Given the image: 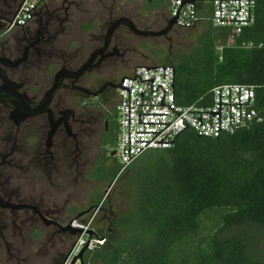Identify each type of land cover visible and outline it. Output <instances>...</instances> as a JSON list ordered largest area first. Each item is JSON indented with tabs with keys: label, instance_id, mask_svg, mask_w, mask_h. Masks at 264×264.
<instances>
[{
	"label": "trees",
	"instance_id": "obj_1",
	"mask_svg": "<svg viewBox=\"0 0 264 264\" xmlns=\"http://www.w3.org/2000/svg\"><path fill=\"white\" fill-rule=\"evenodd\" d=\"M143 1L145 13L165 11L163 22L171 20L170 0ZM197 8L201 31L187 32L194 38L190 51L165 53L146 44L147 55L163 61L152 65L175 67L180 107L208 103L217 86L239 84L256 88L257 109L264 114V0H257L255 24L233 42L229 28L213 25L211 4L203 0ZM16 9L13 4L8 13ZM56 70L51 65L48 79ZM25 77L38 81L36 72ZM115 112L117 131L105 132V153L86 177L99 184L111 170L118 142ZM114 168L112 182L121 175L130 185L129 207L110 218L109 227L94 231L104 243L85 253L84 264H264V124L219 139L187 130L173 147L150 150L125 170L121 164ZM104 199L93 203L92 192L84 205L100 221L110 205Z\"/></svg>",
	"mask_w": 264,
	"mask_h": 264
},
{
	"label": "flooded vegetation",
	"instance_id": "obj_2",
	"mask_svg": "<svg viewBox=\"0 0 264 264\" xmlns=\"http://www.w3.org/2000/svg\"><path fill=\"white\" fill-rule=\"evenodd\" d=\"M22 2L0 0V67L10 80L22 85L21 93L33 102L52 89L59 73L65 77L48 111L19 125L15 119L23 113L0 104V202L7 205L0 203V264H48L45 259L57 244L53 240L76 236L65 232L66 226L71 223L73 227L87 216L93 218V207L81 208L66 191H74L76 198L83 178L92 183L86 177L105 153L102 137L117 131V86L151 57L146 50L148 41L167 40L170 53L174 35L184 30L174 26L165 37H143L122 24L107 42L109 29L122 19L146 32L168 26L170 20L161 28L160 11L145 13L143 0H43L27 26L11 29L14 15L8 10L13 4L18 9ZM130 4L139 5L135 14ZM25 56L19 67L5 66ZM53 64L57 70L48 79ZM30 72L38 74L36 84L27 81ZM93 135L99 139L94 160L89 147Z\"/></svg>",
	"mask_w": 264,
	"mask_h": 264
},
{
	"label": "built area",
	"instance_id": "obj_3",
	"mask_svg": "<svg viewBox=\"0 0 264 264\" xmlns=\"http://www.w3.org/2000/svg\"><path fill=\"white\" fill-rule=\"evenodd\" d=\"M42 1L23 0L9 27L27 26ZM182 2L170 0L171 19L178 16L175 27L192 30L200 20L198 3L183 7L178 14ZM206 2L213 9V25L232 31L231 42L233 37L240 36L255 24L257 0ZM120 84L117 106L119 136L115 150L123 170L150 150L173 147L178 136L187 130L200 137L219 139L233 136L254 124H264V114L257 109L256 88L253 86H217L212 91L210 102L202 100L189 107H180L176 101V70L173 65L139 66ZM73 227L83 229L84 234L89 232V227L78 222H74ZM103 243L104 240L98 241L99 245ZM87 245L89 248L90 244ZM82 246L78 244L76 250L81 251Z\"/></svg>",
	"mask_w": 264,
	"mask_h": 264
},
{
	"label": "rangeland",
	"instance_id": "obj_4",
	"mask_svg": "<svg viewBox=\"0 0 264 264\" xmlns=\"http://www.w3.org/2000/svg\"><path fill=\"white\" fill-rule=\"evenodd\" d=\"M103 1L105 3H108V0H103ZM138 7L139 5L130 4V11L135 14L136 11L138 10ZM162 16L167 17L168 14L165 11H163L162 13L161 12L157 13V17L159 19L160 18L162 19V22L160 24V26H162L161 28H163L164 26ZM151 19L152 21L156 20V18H151ZM188 31L190 30L185 31L186 34L174 35V45L172 47V52L174 51L175 53L185 54L190 51L194 43L193 41L194 38H187ZM192 31L194 32L195 35H197L201 31V29L195 28L192 29ZM133 43L136 44L140 42L138 41L136 42L134 40ZM148 43L160 47L165 53H168L170 50V43L165 39H161L155 42L150 40L148 41ZM148 54L149 56H151L149 57L150 59L142 61L141 65H152L155 63L163 64V61H157L154 57H152V54L150 53ZM88 144L89 143H87V145ZM90 144H89L90 149L93 148V160H94L95 157L98 155V147H99L98 137L93 135V141ZM110 163H111V170L107 172L106 175H104L105 179L102 184H99V182H97L96 180H93L92 183H88L85 180V178H83L81 184L78 186V189L75 190L76 198H74V191L70 189L66 191L67 195H69L70 193L73 195V197H71V201L78 202L76 205L81 206V208H84V204L87 201L88 194L91 191V189L93 190V203H96L97 200L101 198L103 195L105 197L104 201L108 200V204L110 205L107 207L108 211L106 212L107 218L105 221L98 220V215H96L95 213V217L93 215V218L85 219L79 223L81 225L83 224L85 227H89L88 228L89 231L93 230L95 232H98L101 228L109 227L110 226L109 219L114 218L124 208L128 209L129 207L126 196L127 194H129L130 185L127 182V180H123L122 176L119 175L118 178L114 182H112V174L115 171L114 167H117L118 164L120 165L119 159L117 157L111 158ZM50 191H52L51 187H50ZM68 206H72V204L71 205L67 204V207ZM75 237H77V240H74L73 236L71 235H67L63 239V241L54 239L53 241L57 242V244L55 247L50 248L51 251L49 253V257H47L45 261L48 262V264H54L57 262H65L66 264H73L75 258L79 256V254L86 247L87 244H90L87 251L91 250L90 249L91 247H93V250H95L99 246L98 241H102V240L97 241V239L94 236L90 239L88 232L85 234L83 233L82 235H76ZM78 244H83L82 248L80 249L81 251L76 250ZM77 264H80V262L78 261Z\"/></svg>",
	"mask_w": 264,
	"mask_h": 264
},
{
	"label": "water",
	"instance_id": "obj_5",
	"mask_svg": "<svg viewBox=\"0 0 264 264\" xmlns=\"http://www.w3.org/2000/svg\"><path fill=\"white\" fill-rule=\"evenodd\" d=\"M203 0H183L182 5L179 8L178 14L180 13L181 9L185 6L188 5H194L199 2H202ZM178 21V16L172 18L168 24V26L163 29L162 31L159 32H151V31H140L138 30L133 22L128 19H122L114 23L111 28L108 31L107 35V42L111 38L112 34L114 31L121 26L122 24H125L129 26V28L138 36H143V37H165L169 34V32L174 28ZM27 57L25 56L23 59L18 60L16 62H11L8 61V64H5L6 67L10 68H17L19 67L23 62H25ZM82 72V71H81ZM80 72V73H81ZM71 74V73H69ZM71 76V75H70ZM64 73H59L56 76V81L54 86L52 87L51 90H49L45 96L39 101V102H33L27 94L21 93L22 85L18 84L16 82H13L8 78L6 75L5 71L3 68L0 67V79L2 81V86L0 87V104H5L9 107L15 108L16 113H23V116L17 120V125H19L21 122H23L25 119L28 117H35L40 114H43L48 111V107L53 101L56 93L60 90L62 80L64 78ZM121 88V84L117 86V89ZM99 94H93V97L98 96ZM200 137V136H198ZM116 152L112 154L113 157H115ZM3 206L7 207L6 204L0 202ZM13 209H19V208H27V206H21V207H15V206H10ZM65 232H69L73 235H82L84 233L83 229L80 228H73L71 226V223L68 224L65 228ZM90 238H92L95 235V232L93 230H90L88 232ZM88 249V245L81 251L79 256L75 258L73 264L77 263L78 260H80L81 264H84L83 262V256L85 252Z\"/></svg>",
	"mask_w": 264,
	"mask_h": 264
}]
</instances>
